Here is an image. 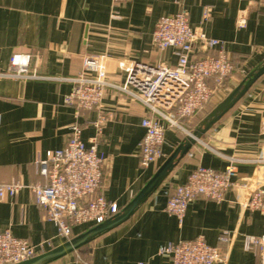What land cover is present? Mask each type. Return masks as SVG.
<instances>
[{"label": "crops", "instance_id": "0c3cea01", "mask_svg": "<svg viewBox=\"0 0 264 264\" xmlns=\"http://www.w3.org/2000/svg\"><path fill=\"white\" fill-rule=\"evenodd\" d=\"M203 8L210 10L206 21L201 19ZM179 12L187 14L191 28L224 42L229 58L245 75L234 72L220 87L210 81L213 95L199 113L178 119L180 128L164 123L162 156L147 169L139 165L138 145L144 136L141 121L150 112L125 93L107 89L101 108L107 121L98 144L106 168L98 192L117 204L113 218L175 153L176 158L125 221L76 242L74 250L50 264H169L158 254L161 246L199 237L227 255L224 264H257L256 255L245 250L244 238L262 234L263 218L242 208V194L228 191L221 203L196 198L188 204L181 226L165 207L175 186L184 184L195 168L223 171L229 158L244 161L264 154V74L227 111L218 110L264 66V0H0V183H47L35 162L69 140L75 109L66 106L64 98L86 58L174 68L173 50L158 52L151 40L157 20ZM242 14L246 26L239 29L236 22ZM14 55H29L30 72L36 77L4 76ZM112 71L108 81L124 84L125 74ZM96 117L95 111H81L78 121L84 124ZM94 135V128L85 124V146ZM186 144L189 148L179 151ZM235 166V179L264 183V166L241 161ZM95 227L75 226L69 240L61 239L28 189L0 202V232L9 230L31 245L45 244L43 253ZM233 232L232 244L222 240Z\"/></svg>", "mask_w": 264, "mask_h": 264}, {"label": "built area", "instance_id": "2783aa9c", "mask_svg": "<svg viewBox=\"0 0 264 264\" xmlns=\"http://www.w3.org/2000/svg\"><path fill=\"white\" fill-rule=\"evenodd\" d=\"M209 15L210 10L203 8L201 19L206 21ZM236 25L239 29L245 28L243 14L237 18ZM151 46L158 52L173 50L174 68L123 59L109 61L100 56L83 61L82 71L71 79L74 86L64 98V104L75 109L69 140L62 149L48 151L44 159L35 162L36 172L47 183L24 185L17 180L0 183V202L28 189L44 218L55 224L57 237L65 240L70 239L75 226H97L112 219L118 213L117 204L107 201L98 192L106 168V159L98 153L102 129L107 121L101 112L106 90L123 92L149 110L150 115L141 121L144 136L138 145L139 165L147 169L162 156L164 123L180 128L178 119L199 113L213 95L208 86L210 81L220 87L234 72L245 75L241 66L229 58L225 43L191 28L185 12L161 16L155 24ZM29 60V55L12 56L10 71L4 76L36 77L30 72ZM114 69L125 74L124 84L108 81L107 75ZM81 111H95L97 117L81 124L78 121ZM85 124L95 130L90 146H85L81 139ZM240 161L261 167L264 166V154L244 161L229 158V165L223 171L195 168L184 184L175 186L165 212L175 217L181 226L188 204L196 198L221 203L228 191L242 194L245 198L242 208L258 212L263 218L262 234L245 237L244 248L256 255L257 264H264V183L252 178L235 179V164ZM228 235L225 233L222 240L232 244L235 233ZM44 245H31L4 230L0 232V264H18L34 258L44 252ZM158 254L167 258L169 264H224L227 260V255L207 245L201 237L166 244L159 248Z\"/></svg>", "mask_w": 264, "mask_h": 264}, {"label": "water", "instance_id": "95a60500", "mask_svg": "<svg viewBox=\"0 0 264 264\" xmlns=\"http://www.w3.org/2000/svg\"><path fill=\"white\" fill-rule=\"evenodd\" d=\"M262 74H264V66L259 69V71L252 75L248 82L244 85V87L239 91L237 90L233 96L228 98L227 101H225L218 110H221L222 112L227 111L230 107H232L249 89L250 85ZM189 144H186L184 148H180L179 151H186L187 148H189ZM176 158V153L171 156V158L158 170V172L153 176V178L148 182V184L140 191V193L132 200L130 205L125 208L124 212L113 218L110 219L100 225H97L95 228L91 229L90 231L86 232L82 236H80L78 239L71 241L70 243H66L64 246L53 249L52 251L40 254L34 258H31L29 260H26L24 262L18 263V264H50L51 262L65 256L67 252H71L74 250L76 246V242L85 239L89 237L92 234L96 233H102L104 231L110 230L111 228L117 226L118 224L125 221L134 211L137 205H139L144 198L150 193L151 190H153L159 182L163 179L167 171L172 167L173 161Z\"/></svg>", "mask_w": 264, "mask_h": 264}]
</instances>
